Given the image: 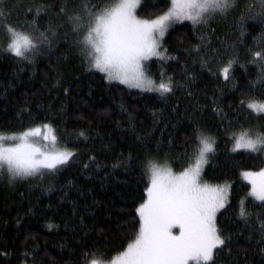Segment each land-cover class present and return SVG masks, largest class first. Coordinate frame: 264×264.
Returning <instances> with one entry per match:
<instances>
[{
  "label": "trees",
  "instance_id": "obj_1",
  "mask_svg": "<svg viewBox=\"0 0 264 264\" xmlns=\"http://www.w3.org/2000/svg\"><path fill=\"white\" fill-rule=\"evenodd\" d=\"M239 2L252 4L253 11H258L256 0ZM79 3L4 0L0 4L9 25L35 17L45 31L50 24L55 28L63 23L51 48H42L30 57L32 62L4 51L7 45L0 27V132L19 133L34 125L51 124L61 143L74 153L55 174L11 182L7 175H0V264H82V253L89 249H100L114 258L138 230L135 208L146 198L145 158L151 155L163 162L167 156L181 170L185 166L181 154L190 143L194 124L217 138V152L209 158L205 179L231 183L229 206L217 218L230 241L218 252L217 264H264V244L258 243L254 215L248 224L239 218L241 199L249 212L260 211L258 202L247 197L250 185L239 175L244 170H260L264 158L230 152L228 139L232 131H239L238 124L264 131V120L237 108L239 99L252 94L247 86L258 69L247 49L264 32V24L249 19L241 35L238 9L227 19L210 20L196 30L190 21L173 25L161 41V51L167 49L165 55L175 58L153 57L145 62L151 79L159 81L163 72L176 85L174 94L161 97L90 70L77 37L66 20L56 16L60 5L67 4L71 12ZM142 5L137 14L151 19L164 9V0H142ZM28 7L32 12L25 16ZM201 36L207 40L206 49ZM197 45L202 49L199 55L192 51ZM228 45H235L238 55L229 73L234 81L211 74L219 62L231 57ZM202 57L209 60L211 72L202 67ZM214 109L222 111L218 114Z\"/></svg>",
  "mask_w": 264,
  "mask_h": 264
},
{
  "label": "snow or ice",
  "instance_id": "obj_2",
  "mask_svg": "<svg viewBox=\"0 0 264 264\" xmlns=\"http://www.w3.org/2000/svg\"><path fill=\"white\" fill-rule=\"evenodd\" d=\"M3 2L0 0V4ZM256 4L258 11L254 12L252 4L241 5L239 0H164L160 14L142 19L137 14L138 9L143 10L142 0H80L71 12L67 4L60 5L56 16L66 20L72 35L77 37L76 44L90 70L103 73L109 81L164 97L174 94L176 85L172 77L165 79L161 72L159 81L149 78L145 62L153 57L161 60L175 58L165 55L167 49L161 51V41L169 28L190 21L196 30L198 25H208L214 19H227L240 9L239 27L244 35L247 20L264 24V0H256ZM47 11L49 9L45 8ZM31 12L28 7L25 16ZM36 16H39V10ZM7 19L0 8V27L7 45L4 51L21 61L32 62L30 57L40 54L42 48H51L52 38L57 37L63 28V23L55 28L50 24L41 31L35 17L17 25H9ZM199 39L206 49V38L201 36ZM235 47L228 45L232 49L231 57L219 62L217 71L211 73L213 76L234 81V76L230 77L229 73L238 63ZM192 51L199 55L201 46H194ZM247 52L258 71L255 80L248 82L247 90L252 94L239 99L237 108L264 120V32L254 38L253 46ZM200 62L211 72L208 59L202 57ZM187 95L192 96V92L188 91ZM214 111L220 114L222 110ZM228 127H232L231 121ZM237 127L239 131H232L228 137L232 145L230 152L264 158V131L244 124ZM188 139L190 143L181 154L185 166L179 172L173 170L167 156L162 158L163 162L151 155L145 158L142 168L146 177V198H142L143 202L135 208L138 230L126 249L114 258L106 256L100 249H89L82 253V264H217L218 252L223 251L230 241L217 222L218 214L229 206L230 185H214L203 180L209 158L216 155L217 138L194 124ZM39 140L47 141L48 146L42 147ZM56 145L55 130L47 123L28 127L19 133L0 132V173L6 174L10 182L42 177L46 172L55 174L74 156L72 151ZM240 175L248 181L250 190L247 195L253 203L258 202L256 206L260 211L249 212L245 199H241L239 218L248 224L254 215L260 235L258 243L264 244V166L259 171L244 170ZM261 251L264 253V248ZM3 255L7 257V253Z\"/></svg>",
  "mask_w": 264,
  "mask_h": 264
},
{
  "label": "rangeland",
  "instance_id": "obj_3",
  "mask_svg": "<svg viewBox=\"0 0 264 264\" xmlns=\"http://www.w3.org/2000/svg\"><path fill=\"white\" fill-rule=\"evenodd\" d=\"M140 18H142V17H140ZM142 19H147V18H142ZM166 35V34H165ZM150 78V77H149ZM114 82H118V81H114ZM119 83V82H118ZM124 85V84H123ZM125 86H127V85H125ZM246 127H254V125H248V126H246ZM54 129V128H53ZM55 130V129H54ZM56 133V132H55ZM5 134H12V133H5ZM57 135V134H56ZM39 143H40V145L42 146V147H44V146H48V142L47 141H43V140H39ZM58 148H61V149H68L66 146H64L62 143H61V141L58 139V137H57V145H56ZM68 150H70V149H68ZM70 151H72V150H70ZM171 165V164H170ZM171 167L173 168V170L174 171H176V172H179L180 170H176L172 165H171ZM206 168V167H205ZM255 171H259V170H255ZM204 173H205V170H204ZM2 174H4V173H0V175H2ZM6 175V174H5ZM239 179H241V180H243V181H246V182H248L247 180H244L243 179V177L241 176V175H239ZM203 180L205 181V182H207V183H210V184H214V185H223V184H225V183H223V184H217V183H212V182H209L208 180H206L205 179V176H204V174H203ZM227 184H229L230 186H231V183L229 182V183H227ZM229 192H230V189H229ZM247 197H249L248 195H247ZM249 198H251V197H249ZM219 215V214H218ZM218 218V217H217ZM118 255V254H117Z\"/></svg>",
  "mask_w": 264,
  "mask_h": 264
}]
</instances>
